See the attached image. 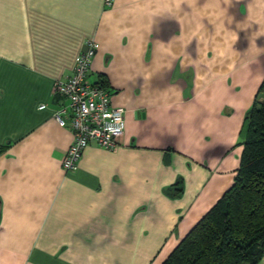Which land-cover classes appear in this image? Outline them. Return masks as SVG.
<instances>
[{
  "label": "crops",
  "instance_id": "1",
  "mask_svg": "<svg viewBox=\"0 0 264 264\" xmlns=\"http://www.w3.org/2000/svg\"><path fill=\"white\" fill-rule=\"evenodd\" d=\"M90 40L125 131L65 173L55 84ZM263 84L264 0H0V264H163L233 186Z\"/></svg>",
  "mask_w": 264,
  "mask_h": 264
},
{
  "label": "trees",
  "instance_id": "2",
  "mask_svg": "<svg viewBox=\"0 0 264 264\" xmlns=\"http://www.w3.org/2000/svg\"><path fill=\"white\" fill-rule=\"evenodd\" d=\"M242 145L233 186L163 264H258L264 258V99L248 113Z\"/></svg>",
  "mask_w": 264,
  "mask_h": 264
},
{
  "label": "built area",
  "instance_id": "3",
  "mask_svg": "<svg viewBox=\"0 0 264 264\" xmlns=\"http://www.w3.org/2000/svg\"><path fill=\"white\" fill-rule=\"evenodd\" d=\"M112 1L106 0V5L111 6ZM96 51V42L88 41L86 49L75 60L72 75L55 84L56 91L68 104L56 111L54 117L62 128L73 134V142L62 161L65 173L78 169V162L92 143L116 152L125 131V111L112 107L110 92L90 78Z\"/></svg>",
  "mask_w": 264,
  "mask_h": 264
},
{
  "label": "rangeland",
  "instance_id": "4",
  "mask_svg": "<svg viewBox=\"0 0 264 264\" xmlns=\"http://www.w3.org/2000/svg\"><path fill=\"white\" fill-rule=\"evenodd\" d=\"M259 95H260V96H259V99H260V100L264 99V92H263V91H262Z\"/></svg>",
  "mask_w": 264,
  "mask_h": 264
}]
</instances>
